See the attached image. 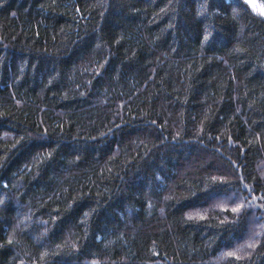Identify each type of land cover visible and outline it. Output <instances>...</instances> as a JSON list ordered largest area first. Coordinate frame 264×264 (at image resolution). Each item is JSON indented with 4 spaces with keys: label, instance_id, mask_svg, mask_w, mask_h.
Instances as JSON below:
<instances>
[{
    "label": "trees",
    "instance_id": "16d2710c",
    "mask_svg": "<svg viewBox=\"0 0 264 264\" xmlns=\"http://www.w3.org/2000/svg\"><path fill=\"white\" fill-rule=\"evenodd\" d=\"M0 264H264V0H0Z\"/></svg>",
    "mask_w": 264,
    "mask_h": 264
},
{
    "label": "rangeland",
    "instance_id": "374dc122",
    "mask_svg": "<svg viewBox=\"0 0 264 264\" xmlns=\"http://www.w3.org/2000/svg\"><path fill=\"white\" fill-rule=\"evenodd\" d=\"M250 236V235H249Z\"/></svg>",
    "mask_w": 264,
    "mask_h": 264
}]
</instances>
